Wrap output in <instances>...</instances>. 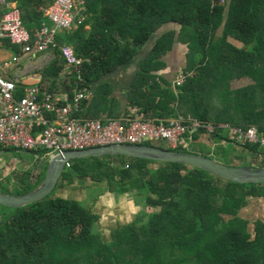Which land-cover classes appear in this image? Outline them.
Wrapping results in <instances>:
<instances>
[{
    "label": "trees",
    "instance_id": "obj_1",
    "mask_svg": "<svg viewBox=\"0 0 264 264\" xmlns=\"http://www.w3.org/2000/svg\"><path fill=\"white\" fill-rule=\"evenodd\" d=\"M9 1L16 3L23 25L33 37L47 20L43 10L52 0ZM84 3L87 18L77 23L76 29L66 31L61 40L70 42L84 60L79 87H89L129 64L158 30L175 24L179 31L163 33L148 53L143 72L132 86L130 105L149 117L160 110L162 117L190 115L214 125H254L264 131V0ZM229 37L244 47L231 44ZM177 41L188 48L183 71H193L194 76L175 94L171 86L161 87L155 76L145 71L161 68V59ZM63 62H54L51 68L57 69L51 74L58 76ZM72 78L78 82L77 75L66 76L59 88L53 84L48 92L71 94ZM242 78L250 83L233 89L234 80ZM151 80L152 92L159 90L163 95L160 103L154 98L142 101V86ZM222 131L218 128L209 135L210 142L225 140ZM201 134H193L194 143L200 141ZM163 142H149L148 146L172 150ZM175 151L212 158L193 149ZM247 157L252 162L245 166L260 160L259 167L264 169L260 145H245L235 156L245 163ZM65 172L58 186L76 179L104 183L110 192L132 194L143 210L105 241L95 231L98 215L84 202L53 197L52 193L20 208L0 205V264H264V219L255 220L251 229L250 221L240 216L250 199L264 200L263 184H238L181 163L120 155L74 159ZM25 182L24 191L14 195L28 193L38 185Z\"/></svg>",
    "mask_w": 264,
    "mask_h": 264
},
{
    "label": "built area",
    "instance_id": "obj_2",
    "mask_svg": "<svg viewBox=\"0 0 264 264\" xmlns=\"http://www.w3.org/2000/svg\"><path fill=\"white\" fill-rule=\"evenodd\" d=\"M2 18L0 20V43L8 40L19 46L26 54H42V62L48 60L49 50L58 47L57 37L62 31L71 30L85 20L84 0H52L44 9L48 23H42L32 37L23 25L22 15L17 5L9 0H0ZM60 58L66 69L62 75H70L75 69L78 86L71 94L43 91L37 84L26 87L22 96H17L14 81L0 76V145L17 151H39L44 149L49 160L55 155L68 151H83L98 147L118 145H142L143 142L166 141L173 151L192 150L193 134L199 131L208 136L218 128L226 129L229 138L241 147L258 144L264 149V131L257 126L247 128L230 124L213 125L191 117L176 115L167 119H156L146 115L137 106H130L121 119L102 122L98 119L76 116L81 103L90 96L81 86L83 78L80 68L84 63L68 46L58 47ZM37 65V64H36ZM0 67H7L0 63ZM193 71H180L172 81V89L177 92ZM48 113L53 118L48 117ZM226 143V141H225ZM70 168V162L66 169Z\"/></svg>",
    "mask_w": 264,
    "mask_h": 264
},
{
    "label": "crops",
    "instance_id": "obj_3",
    "mask_svg": "<svg viewBox=\"0 0 264 264\" xmlns=\"http://www.w3.org/2000/svg\"><path fill=\"white\" fill-rule=\"evenodd\" d=\"M86 18L87 17L85 16V19ZM45 23H48V20H46ZM76 25L73 27V30L76 29ZM179 28L180 27L175 24H167L163 26L153 35L154 37L150 39V42L140 50L129 64L119 67L115 71L102 76L89 87H86L90 96L87 100L81 103L79 110L76 111L75 114L81 118L98 119L102 122L123 118L128 107L134 106L129 103L130 92L137 76L143 72L146 57L151 48L163 33L168 30L179 31ZM89 29L90 26H86V30ZM66 34V31L59 33L57 37L59 43L58 47L68 46L74 50L73 45L70 42H61ZM58 47L49 50V53L47 54L49 57L48 60L42 62L44 55L38 53L26 54L19 46L12 45L8 40H3L0 43V63H6L7 67H0V76L16 83V95L18 97L24 94L26 87L35 84L39 85L43 91H48V89L54 88L53 84L56 88H59L60 85L58 83L63 77H66L65 75H62L66 69L65 62H63V67L58 76L51 74L57 69L55 66L51 68L53 66L52 64L56 61H63V59L60 58ZM184 47L186 50L185 54H187V45L177 41L172 49L161 59V68L153 70L149 69L150 71H145V74L155 76L154 81L156 84L164 88L171 86L170 90H172V81L175 79L176 75L186 67L184 62L179 63V61L174 59L176 52H180ZM50 68L52 69L51 72L48 71ZM71 72L70 75H67L68 77L70 76L71 78L77 75L75 69H72ZM72 79L74 85L71 93L78 86V82L74 81V78ZM152 83L153 80L149 81L146 87L142 86L140 95L143 103L151 101L153 98L156 103H158V101L159 103L161 102L163 95L159 90H153L152 92ZM105 97L107 98L105 99ZM1 107L2 103L0 101V110ZM159 113L161 114L160 110H157V112L155 111V114L153 113L152 117L156 119L174 117V115L162 117ZM162 114L165 115L166 113L162 112ZM48 117L51 119L53 118V115L48 113ZM203 144H211L208 135L201 134L200 141L196 145L200 151H202L200 147L203 146ZM42 151L43 153L34 154L27 151H17L13 148H5L0 145V191L14 195V191L24 188L25 181H27L29 185L39 184V181L42 179L43 170H45L46 174V167L41 165L43 162L42 158L48 155L47 150ZM235 162H238V160H235ZM7 179L10 180L5 183ZM82 186H84V195L80 194L81 197L74 196V190H79L76 188ZM72 188L74 190H72ZM66 189L70 191L69 196H64L61 193ZM72 192H74V194ZM82 195L84 198H82ZM53 197L78 200L84 203L88 201L87 203L89 204H87V207L99 217V220L95 225V231H97L105 241L111 240L113 230L131 223L135 220L138 213L143 210V208H141L140 211L137 210V206L139 205L132 194L125 193L120 195L113 192L110 193L104 183H94L91 181V183L87 182L84 185V182L81 179H76L72 184L64 182L62 186H58V193L54 194ZM120 203L126 204V211L117 209V214L113 205ZM129 210L131 211L130 214Z\"/></svg>",
    "mask_w": 264,
    "mask_h": 264
},
{
    "label": "water",
    "instance_id": "obj_4",
    "mask_svg": "<svg viewBox=\"0 0 264 264\" xmlns=\"http://www.w3.org/2000/svg\"><path fill=\"white\" fill-rule=\"evenodd\" d=\"M106 155H120L160 163H181L197 167L234 183L264 185V169L252 166L247 167L244 163L227 165L199 154L165 150L148 145H118L83 151H68L63 155L50 157L49 160L41 163V165L46 167V174L44 179L33 190L22 195H12L0 191V205L9 208H20L41 201L50 196L56 189L63 177L68 162L73 159ZM247 161L250 163L252 161L251 157H247Z\"/></svg>",
    "mask_w": 264,
    "mask_h": 264
},
{
    "label": "rangeland",
    "instance_id": "obj_5",
    "mask_svg": "<svg viewBox=\"0 0 264 264\" xmlns=\"http://www.w3.org/2000/svg\"><path fill=\"white\" fill-rule=\"evenodd\" d=\"M228 41L231 44H233V45H235V46H237L239 48L244 47V44L243 43H241L240 41L235 40V39H233L231 37L228 38ZM185 51L186 50H185V47H184V49L183 50H180V52H176V56H174V59L176 61H179V63L180 62H184V64H186L185 62L187 61V54H185ZM249 83H250V80L247 79V78H242L240 80H234V82L232 83V88L233 89L240 88V87H243V86L248 85ZM172 91H173V89H172ZM173 92L175 93V91H173ZM181 116H184V115H181ZM187 116L190 117V115H187ZM225 124H227V123H221V124H218V125H225ZM202 134H205L207 136V134L204 133V132H202ZM222 135H223L224 139L226 140V143H225V140L222 139L220 141V139H219V141L218 140H214L210 145L203 144V146L200 147V149L202 150V153L204 155H209L210 157H212V159H214V160H216V161H218L220 163H223V164L224 163L225 164H228L229 163L231 165H233V164L235 165L237 163L238 164L239 163L250 164L248 161H247V163H245L244 160H240V159H238V162H235V160H237L235 158V156H236L237 153H239V150L241 149V145L235 143V141H233V140H231L229 138V133H228V131L226 129H223ZM219 142H221V145H223V148L221 150L219 148V146H220V143ZM163 143H164V145L169 146L168 143H166V142H163ZM163 143H161V145H163ZM142 145H150V143L149 142H143ZM196 145H197L196 143H193L192 144L193 150H195L196 152H201L199 150L198 146H196ZM234 149L237 152L234 151ZM42 150H44V149H40L39 151H33L31 153H34V154H36V153H43ZM242 155H244V154L242 153ZM260 163H261L260 160L255 161V162L252 163V167H254V168H260L259 167L260 166ZM151 166L155 168V166H153V165H151ZM44 174H45V170H43V173H42V177L43 178H44ZM9 180L10 179H7V181H5V183L8 182ZM83 182H84V185L87 182L91 183V181H89V180H83ZM68 189H66L65 191H62L61 193L64 196L65 195L66 196H69L70 195V191ZM76 189H79V190H74L72 188V190H74V192H75V194H74V192H72L74 194V196L81 197L80 194H83L84 195V186L79 187V188H76ZM22 191H24V190L23 189H18L16 191H14L13 194H15L17 192H22ZM56 193H58V187L53 191V195L56 194ZM83 195H82V198H84ZM87 202L85 203L86 206H88L87 204H89ZM138 205L139 206H137L138 207L137 210L140 211L143 206L140 205L139 203H138ZM113 208L115 209L116 213L118 214V210L117 209H122V210L126 211V204H124V203L115 204V205H113ZM148 211L151 212L152 209H148ZM130 213H131V211L129 210V214ZM240 216H242L243 218H245L248 221H250V228L252 229L253 228V223H254L255 220H258V219H262L263 220L264 219V200H262V199H250L248 205L245 208H243L242 211L240 212Z\"/></svg>",
    "mask_w": 264,
    "mask_h": 264
}]
</instances>
